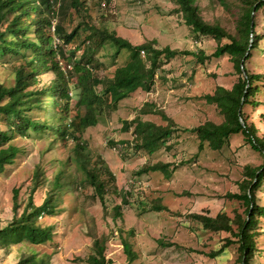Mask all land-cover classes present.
<instances>
[{
  "label": "rangeland",
  "instance_id": "1",
  "mask_svg": "<svg viewBox=\"0 0 264 264\" xmlns=\"http://www.w3.org/2000/svg\"><path fill=\"white\" fill-rule=\"evenodd\" d=\"M198 3L205 18H218L225 26L233 25V15L223 10L221 0H198ZM83 4L93 9L92 14L101 19L105 28L133 45L153 41L157 48L167 46L180 52L168 59L162 58L163 65L156 71L149 91L132 92L118 102L114 111L102 114L95 125L81 133L83 153L88 154L90 167L99 169V177L107 179L103 199L74 162L72 140L64 142L56 138L49 145L52 136L48 130L14 134L12 141L20 151L14 162L0 172V228L12 216L14 189L18 191L21 207L27 202L31 176L42 157L45 156L47 177L57 167H65L74 181L72 188L62 194V210L40 218L43 224L53 225L52 241L22 245L10 238L0 244V264H13L22 252L30 251L36 256L49 255L50 264H93L89 258L95 254L94 240L102 237L105 264H237L235 243L218 255H210L220 248L227 233L204 229L199 222L188 218L189 213L215 216L223 211L232 217L234 210L241 212L244 208L241 201L228 197L227 193H238L236 181L242 177L243 165H260L264 160L241 132L231 134L220 149L213 150L206 142L199 148L195 134L189 130L208 120L222 121L217 107L206 103L203 96L212 93L217 85L230 88L236 82L238 74L228 55L214 56L213 38L194 35L180 15L173 12L175 4L170 0H84ZM231 12L235 15L233 7ZM263 16L264 7L255 16L258 33L264 31ZM78 21L80 17L74 12L65 29L68 31ZM52 45L58 49L56 59L61 70L68 74L69 85L78 84L80 77L72 74V65L84 59L81 57L83 46L74 49L75 42L66 45L57 38H53ZM259 46H264V38ZM199 50L204 54L202 62L193 55ZM113 51V46L107 42L96 47L95 58L98 57L100 66L93 70L94 75L111 76L117 65L128 60L126 50H120L115 57ZM26 53L29 57L32 51ZM13 60L11 54L0 59V81L4 85L13 84L10 64ZM246 67L251 73L264 75V51L252 49ZM52 75L38 73L40 81L28 89L47 83ZM258 85L262 88L255 99L260 104L245 106V113L248 123H254L258 134L264 135V81H259ZM96 88L99 90V86ZM76 98L74 95L68 101L66 120L76 113ZM47 99L44 95L45 121L49 120L52 110ZM150 105L162 110L174 122L166 145L152 153L137 148L133 127L126 128L124 123L139 117L166 124L157 113H140L142 107ZM53 110L64 112L58 105ZM154 164L167 165L170 175L164 174L163 167L152 170L150 166ZM42 196L41 189L36 191V204ZM154 200L165 209H151ZM257 200L264 204V184L257 192ZM116 205L120 206L118 216L113 214ZM259 227L264 229V218ZM123 239L135 253L136 258L131 262L124 251ZM257 248L260 252L250 263L264 264V233L257 239Z\"/></svg>",
  "mask_w": 264,
  "mask_h": 264
},
{
  "label": "trees",
  "instance_id": "2",
  "mask_svg": "<svg viewBox=\"0 0 264 264\" xmlns=\"http://www.w3.org/2000/svg\"><path fill=\"white\" fill-rule=\"evenodd\" d=\"M170 1L175 4L173 12L180 15L194 35L213 38L216 44L213 55L218 57L227 54L238 74L236 82L230 88L217 85L212 93L203 96L206 103L217 107L223 119L219 123L208 120L189 129L195 134L198 147L202 148L206 142L211 149L218 150L231 134L241 132L250 146L264 156V135L258 134L254 123H248L245 113V106L260 104L255 96L262 88L258 82L264 81L263 74L251 73L246 67L252 49L264 51V46H259L264 38V31L258 33L255 29V16L264 7V0H221L223 10L234 18L230 27L222 24L218 18H205L198 0ZM83 3L84 0H0V59L9 54L14 57L10 63L13 66V84L4 85L0 81V172L14 162L20 151L12 141L15 133L27 135L30 132L44 133L48 130L52 136L48 141L49 145L56 138L74 142V162L84 173V179L103 199L107 179L99 177V169L90 167L89 156L83 153L85 146L81 133L87 127L95 125L102 114L114 111L118 102L132 92L137 89L149 91L156 71L163 65L162 58L168 59L180 51L167 46L157 48L153 41L133 45L105 28L101 19L92 14L93 9ZM232 7L235 15L231 12ZM74 12L79 15L80 21L71 25L67 31L65 24L71 22ZM52 20L54 23H51ZM53 38L66 45L75 42L74 49L83 46L81 57L84 59L72 65V74L80 77L78 84L74 86L69 85L68 74L61 70L56 59L58 49L52 45ZM106 42L113 46V57L120 50H126L128 60L117 65L111 76L94 75L93 70L100 66L98 57L95 58L96 47ZM29 50L32 54L27 57L26 52ZM70 55L73 56V51ZM193 55L199 62L204 59L200 50ZM38 73L53 75L47 83H41L40 87L28 89V86H36L40 81ZM98 86L99 90L96 88ZM44 95L48 98L47 105L52 109L48 121L43 117ZM74 95L77 97L76 113L73 118L66 120L68 101ZM57 105L64 112L59 110L56 113L53 109ZM140 113H157L166 121V124L161 125L134 117L124 122L126 128L133 127L137 148L152 153L166 145L174 130V122L162 110L153 108V105L142 107ZM44 158L45 156L34 168L27 202L22 207L18 202L17 189L13 190L12 216L0 228V244H5L10 238L22 245L52 241L53 225L43 224L40 218L62 210V194L66 189L72 188L74 179L65 167H57L47 177ZM159 167H163L166 176L170 175L167 165L150 166L152 170ZM107 176L112 179L110 173ZM263 184L264 160L260 165L245 164L241 179L236 181L238 193H227L228 197L241 201L244 207L241 212L234 210L232 217L223 211L217 212L215 216L188 214V218L199 222L204 229L228 234L220 248L210 253L211 256L218 255L224 248L235 243L237 264H251L250 260L260 252L257 239L264 233V229L259 227L261 218H264V204L258 203L257 192L262 189ZM40 189L43 192L42 200L36 204L34 194ZM156 201L154 200L151 209H165ZM119 209L118 205L114 207V216L120 214ZM104 241L103 237L94 240L95 254L89 258L91 263L105 264ZM123 247L128 261H133L136 256L126 239H123ZM13 264H50V256H36L31 251L22 252Z\"/></svg>",
  "mask_w": 264,
  "mask_h": 264
}]
</instances>
